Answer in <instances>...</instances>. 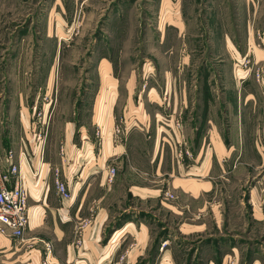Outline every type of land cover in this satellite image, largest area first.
Instances as JSON below:
<instances>
[{"label": "rangeland", "instance_id": "rangeland-1", "mask_svg": "<svg viewBox=\"0 0 264 264\" xmlns=\"http://www.w3.org/2000/svg\"><path fill=\"white\" fill-rule=\"evenodd\" d=\"M251 28L264 50V0H0V157L5 156L2 138L12 129L7 116L13 102L21 111V97L31 108V136L33 128L38 132L33 142L46 138L59 156L70 121L76 127L80 119L90 123L93 114L103 115L104 123L93 126L101 141L98 130L104 128L107 139L115 125L124 126L130 115L141 114L134 103L127 105L128 95L136 104L152 86L156 90L149 95H187L190 115L154 121L162 126L160 139L172 140V161H188L180 173L182 183L195 180L206 188L195 195L171 177L164 185L149 183L163 187L159 195L132 197L126 222L133 225L113 233L124 239L132 264H264V107L247 118H254L247 128L251 135L238 136L243 145L258 140V150L215 151L223 138L225 144L233 140L223 137V130L226 135L239 114L229 108L235 94H226L228 77L223 75V65H233L234 74L238 62L223 37L230 34L237 48L246 51ZM254 60L251 53L243 61L249 66ZM255 72L250 71L248 80L264 87ZM234 77L242 88L240 75ZM204 99L206 107L211 99L216 116L208 126L201 119ZM209 150V172L191 174L202 168ZM19 240L0 222V264H42L47 259L31 254L30 263L26 255L12 254ZM73 264L81 263L74 259Z\"/></svg>", "mask_w": 264, "mask_h": 264}, {"label": "crops", "instance_id": "crops-1", "mask_svg": "<svg viewBox=\"0 0 264 264\" xmlns=\"http://www.w3.org/2000/svg\"><path fill=\"white\" fill-rule=\"evenodd\" d=\"M257 12L258 8L253 12V17ZM254 21H256L255 18H253V23ZM253 30L254 28H251L249 31L246 51H240L237 48L230 34L223 37L230 50L228 52L231 58L243 61L253 53L255 65H249L248 71L264 67V50L258 48ZM234 69H236L235 65ZM235 74L238 75V70L236 69L233 74V65H223V75L228 77L224 85L227 90L226 94H235V101L233 100L235 103L229 102V108L231 112L237 110L236 113L239 112V114L238 120L231 121V129H226V135L223 130V137H232L233 140L228 138L229 141L225 144L226 140L223 138V144L219 142L215 147V151H218L219 154L222 151H255L260 147L258 140L256 145L240 144L238 136L251 135L247 128L250 123L254 122V118L250 117L251 122L247 118L257 116L261 108L263 109L264 87L255 80L247 78L242 81L245 84L241 88L239 87L240 82L234 77ZM133 77L134 74H131L130 81ZM130 85L132 84L130 83ZM169 86L172 91V84L169 85L168 82L167 90ZM153 90H156V86H152L149 93H152ZM149 93L148 95L141 93L138 97V104L131 101L133 100L132 95H128L127 105L130 106L131 103H134L141 114L130 115L129 121H126L124 125L125 131L114 136L109 132L108 138L104 139L102 143L96 140L93 126L104 123L103 115L99 119L97 114H93L94 117L90 123H87L86 120H77L76 127L71 121L68 122L60 140L59 156L53 155L52 147L55 144L48 145L46 138L42 143L41 141L33 142V137H37L38 132L33 128L34 134L33 137L31 136V108L26 106L24 98L21 97V100L17 102L22 105L20 112L16 111L18 107L13 102L10 109L12 115L7 116L8 121H11L9 127L12 129L1 141V148L5 147L3 154L13 150L18 157L22 150H27L33 160L34 169L38 172L31 175V172L26 169L30 187V219L24 237L19 240L18 245H12V254L19 252L21 257L26 255L27 262L30 263H32L30 261L31 254L40 256V258L45 254L47 259L51 257L52 261L58 264L61 261L64 264H73L74 259L79 260L81 264H132L130 250L128 247H122L124 239L120 241L117 239L118 236L116 238L113 233L115 229L118 232L121 230L125 232L126 224V227L133 225L130 220L126 222L129 219L128 215L133 210L130 204L132 197L151 198L153 196L156 198L163 187L157 188L147 184L171 183V180L168 179L170 177L174 184H181L185 179L180 177L182 168H185L186 163V167L189 166L188 161L182 162L179 157L177 161H172L170 151L173 147L172 140L168 137L160 139L162 126L155 123L154 120L155 117L166 116L170 117L172 121L176 118L179 119L180 116L190 115L189 112L193 109L187 111L185 108L190 103L191 97L187 95L180 97L175 91H172L169 96L149 95ZM208 101L210 103L206 107L208 103L204 99V109L201 112V119L206 120L207 126L216 118L215 111L211 106L212 101L211 99ZM258 119L262 120V114L258 116ZM14 120L17 122V129H13ZM19 126L21 131H19ZM204 126L205 124H203ZM173 128L175 127L173 126ZM257 128L256 135H259V122ZM164 129L169 130L167 127ZM197 130L199 131L200 128ZM39 133L41 135V129ZM190 136L192 135L190 134ZM89 141H95V152L86 149L79 153L77 151L80 148L79 145L82 143L81 147L84 145L85 149L86 146H89ZM198 146L201 147L200 142ZM201 156L200 153L199 157L201 158ZM204 156L202 168L198 166L200 169L190 171L191 174L201 176L209 172L212 164L211 150L204 153ZM111 166L117 169L113 181H109V167ZM56 170L59 177L68 183L71 189L72 198L70 200L62 199L57 193ZM196 182L186 179L181 186L186 191L198 195L199 189H205L206 186L204 184L200 186ZM204 182L206 181L204 180ZM143 227H145L144 234L146 235L145 224L141 225V232H144ZM137 245H142V243H137ZM5 246L8 247L7 244ZM124 246L127 245L124 244ZM13 247L15 249L12 250Z\"/></svg>", "mask_w": 264, "mask_h": 264}, {"label": "built area", "instance_id": "built-area-1", "mask_svg": "<svg viewBox=\"0 0 264 264\" xmlns=\"http://www.w3.org/2000/svg\"><path fill=\"white\" fill-rule=\"evenodd\" d=\"M235 68L238 70L240 79L246 80L250 76L249 66L244 61H237ZM250 62V61H248ZM255 76L258 82L264 81V67L256 70ZM125 131L121 124L114 126L113 135H119ZM97 134L101 141H104L106 133L102 128ZM84 146V145H83ZM78 148V152L86 149L95 152V141H89V146ZM189 153V151H188ZM26 169L31 175L37 174L35 171L33 160L27 150H22L18 157L13 150L8 151L3 158H0V222L11 231L12 235L22 239L29 225V181ZM57 178L55 180L57 193L64 200L72 198L71 189L64 180L59 177L56 170ZM117 173V169L113 166L109 167V181H113ZM78 261V260H77ZM44 264H51L48 259L44 260Z\"/></svg>", "mask_w": 264, "mask_h": 264}]
</instances>
